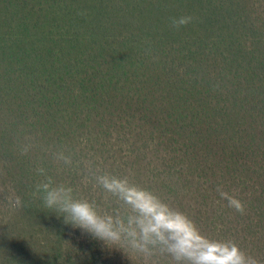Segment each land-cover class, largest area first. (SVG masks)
<instances>
[{
  "label": "trees",
  "instance_id": "obj_1",
  "mask_svg": "<svg viewBox=\"0 0 264 264\" xmlns=\"http://www.w3.org/2000/svg\"><path fill=\"white\" fill-rule=\"evenodd\" d=\"M29 134L129 175L264 261V0H0V264H142L43 211L37 165L101 195L43 151L21 156Z\"/></svg>",
  "mask_w": 264,
  "mask_h": 264
},
{
  "label": "clouds",
  "instance_id": "obj_2",
  "mask_svg": "<svg viewBox=\"0 0 264 264\" xmlns=\"http://www.w3.org/2000/svg\"><path fill=\"white\" fill-rule=\"evenodd\" d=\"M191 15L170 17L169 26L179 30L192 23ZM21 156L43 151L59 174L78 171L90 183L93 192L100 190L101 199L78 195L74 186L58 182L47 167L37 165L41 179L32 195L38 197L43 211L63 217L71 225L102 241L108 248L121 250L142 264H264L234 240L214 239L206 235L185 211L150 187L129 175L119 176L101 171L95 161L84 160L78 151L59 145H43L36 136L26 135L18 143ZM216 191L227 207L241 215L247 204L222 184ZM13 208L24 207L19 196L10 198Z\"/></svg>",
  "mask_w": 264,
  "mask_h": 264
}]
</instances>
